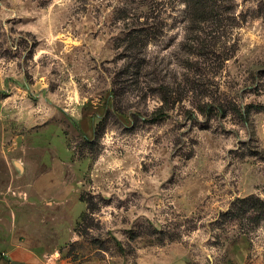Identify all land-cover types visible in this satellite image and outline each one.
<instances>
[{"label": "rangeland", "instance_id": "1", "mask_svg": "<svg viewBox=\"0 0 264 264\" xmlns=\"http://www.w3.org/2000/svg\"><path fill=\"white\" fill-rule=\"evenodd\" d=\"M0 264H264V0H0Z\"/></svg>", "mask_w": 264, "mask_h": 264}, {"label": "water", "instance_id": "2", "mask_svg": "<svg viewBox=\"0 0 264 264\" xmlns=\"http://www.w3.org/2000/svg\"><path fill=\"white\" fill-rule=\"evenodd\" d=\"M19 167L21 168V166L19 165Z\"/></svg>", "mask_w": 264, "mask_h": 264}]
</instances>
